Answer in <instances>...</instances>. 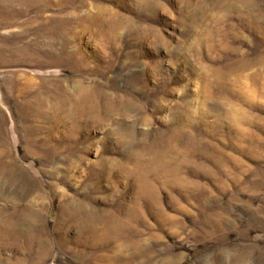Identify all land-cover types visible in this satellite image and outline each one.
Instances as JSON below:
<instances>
[{
    "label": "rangeland",
    "instance_id": "rangeland-1",
    "mask_svg": "<svg viewBox=\"0 0 264 264\" xmlns=\"http://www.w3.org/2000/svg\"><path fill=\"white\" fill-rule=\"evenodd\" d=\"M0 264H264V0H0Z\"/></svg>",
    "mask_w": 264,
    "mask_h": 264
},
{
    "label": "bare ground",
    "instance_id": "bare-ground-1",
    "mask_svg": "<svg viewBox=\"0 0 264 264\" xmlns=\"http://www.w3.org/2000/svg\"><path fill=\"white\" fill-rule=\"evenodd\" d=\"M82 93H83V95H82ZM78 99V100H77ZM92 99H94L93 98V95L88 91V89H84V90H82V91H80V93H79V96H76V101H77V103L79 104L80 103V101L82 100V101H84V102H92ZM79 101V102H78ZM81 117V116H80ZM25 178V177H24ZM30 182V181H29ZM32 184V183H31ZM33 185V184H32ZM32 189V188H31ZM29 190V189H28ZM29 209V208H28ZM27 210V209H26ZM32 210V209H31ZM31 212H34V211H31ZM25 214H26V212H25ZM32 214V213H31ZM36 214V213H35ZM25 217H26V215H25ZM37 217V216H36ZM32 220V219H31ZM29 221V220H28ZM35 221V220H34ZM30 222V221H29ZM33 222V221H32Z\"/></svg>",
    "mask_w": 264,
    "mask_h": 264
}]
</instances>
